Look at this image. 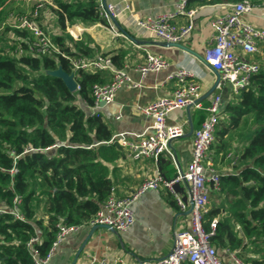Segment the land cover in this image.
I'll return each instance as SVG.
<instances>
[{"label":"trees","instance_id":"obj_1","mask_svg":"<svg viewBox=\"0 0 264 264\" xmlns=\"http://www.w3.org/2000/svg\"><path fill=\"white\" fill-rule=\"evenodd\" d=\"M242 1L188 0V4ZM34 8L24 0H0V208L12 210L18 198L23 216L21 221L11 213L0 214V264H35L33 250L45 257L59 224H89L113 187L103 162L120 155L111 143L112 131L90 110L93 87L105 82L101 73L73 66L78 59L92 57L93 51L72 38L70 25L108 24L97 1L54 0V6L39 12L36 22L58 49L46 53L37 50L30 30L15 28L10 21L32 15ZM47 11L59 33L46 25ZM58 67L74 75L75 92L47 74ZM226 110L230 126L220 128L219 121L215 141L225 144L228 129L241 123L247 134L232 165L238 174L220 175L216 193L222 204L208 208L204 226L208 230L211 220L218 219L210 240L217 251L228 250L244 264H264V67ZM195 117L198 128L207 113L198 110ZM34 238L39 241L28 246Z\"/></svg>","mask_w":264,"mask_h":264},{"label":"crops","instance_id":"obj_2","mask_svg":"<svg viewBox=\"0 0 264 264\" xmlns=\"http://www.w3.org/2000/svg\"><path fill=\"white\" fill-rule=\"evenodd\" d=\"M106 1L116 5L120 12L119 17L112 21L114 29L109 24L96 23L84 26L74 23L70 25L68 32L75 41H83L93 51V56L87 59L99 55L115 57L116 60L112 61L113 67L124 70L135 83L140 82L141 86L119 89L113 102L100 109V118L112 131L113 136L126 133L127 138L135 142L137 135L153 132L152 119L143 114L141 108L160 97L173 94L176 83L167 78L176 68L182 67L192 71L200 86V96L196 101L200 107L193 106L173 111L166 119L168 125H183L185 128L186 135L171 143V152L176 157L179 169L185 170L191 160L193 133L201 127L196 128L194 125L195 113L198 110H205L208 116L207 108L217 94L222 96L220 128L226 129L230 126V115L226 107L234 102L236 95L231 92L229 86L223 85L221 91L216 88L219 75L204 63L203 57L205 50L212 45V19L218 14L225 13L228 5L232 3L202 5L190 2L188 9L194 11V29L179 46H175L140 30L135 20L174 10L181 0ZM253 6L252 14L246 15L245 19L264 29V0L255 2ZM48 13L47 11L46 14ZM48 20L50 22L47 21L46 25L52 33H59L54 18L49 16ZM187 22L188 18L185 16L177 20L179 25ZM81 30L85 33L82 34ZM70 31H74L76 35L73 36ZM146 52L162 55L170 61L171 67L160 72H150L141 80L136 67L143 62ZM247 60L264 67V42L259 45L258 52L248 56ZM96 72L101 73L104 84L110 83L113 79L110 70ZM244 129L243 123L236 129H228L224 137L225 144L216 140L211 147L209 157L219 175L238 174V171L232 168V158L237 157L244 147L243 139L247 134ZM114 146L120 155L113 162H103L113 183L110 195L127 197L156 173L165 180H171L177 174V166L169 154L162 155L155 163L149 158L132 159L127 148L118 144ZM210 189L209 209L221 206L217 191L211 186ZM176 191L185 202L189 201V193L184 184L177 185ZM131 208L134 224L130 229L117 233L105 227H98L93 231L94 226L89 224L78 226L76 231L68 234L54 253L51 264H89L90 258L93 257L105 258L108 264L117 258L133 261L166 257L173 249L175 232L187 228L189 224V210L182 211L174 196L166 189L144 192ZM218 256L223 264H235L232 253L228 250L218 249Z\"/></svg>","mask_w":264,"mask_h":264},{"label":"built area","instance_id":"obj_3","mask_svg":"<svg viewBox=\"0 0 264 264\" xmlns=\"http://www.w3.org/2000/svg\"><path fill=\"white\" fill-rule=\"evenodd\" d=\"M35 5L32 15L26 14L20 17H11L12 26L18 29H28L36 39L35 46L41 53L50 50L58 51L52 43L49 35L36 22L39 12L48 5L54 6V0H24ZM100 16L114 29L112 21L119 17L116 5L106 0H96ZM128 8V6H126ZM253 4L249 0L228 5L225 13L216 15L212 21L213 29L212 45L205 50L203 61L212 70L218 73L219 82L216 88L222 90V86H229L234 95H238L250 85L251 79L260 71V65L247 60L248 56L258 52L259 45L264 42V29L245 19L252 14ZM185 16L188 22L184 25L177 23L178 18ZM194 11L188 9V0H181L174 10L167 11L156 16L137 18V28L168 43L181 44L193 31ZM69 31V30H68ZM74 36V32L70 31ZM75 70L96 72L110 70L113 79L110 83L97 84L93 87L94 105L90 107L91 114L100 116L102 104L113 102L116 93L123 87L139 88L141 83H135L122 69L113 67L110 56L99 55L93 59L82 58L74 62ZM171 67L170 61L159 54L146 52L141 64L136 67L141 80H144L150 72H160ZM176 83V89L171 96L160 97L151 104L141 108L146 116L152 119L151 133L137 135L135 142L127 138L126 133L113 136L111 143L118 144L128 149L132 159L149 158L155 163L164 154H169L177 166V174L171 180H165L156 173L147 178L140 187L127 197H117L111 194L101 210L90 221L92 226H106L123 233L134 224L132 204L148 190L166 189L170 192L182 211L189 210L190 218L187 228L175 232L173 249L164 258L156 260L136 259L128 261L125 258H117L111 264H223L218 256L217 249L211 244L218 219L214 218L206 230L204 224L205 215L210 204V186L218 191L220 189V175L215 171L209 151L215 142V130L221 115L222 96L217 94L207 108L208 116L201 127L193 133L192 155L185 170H180L175 155L171 152V143L183 138L186 131L183 125H168L166 122L170 113L176 110L192 108L197 105L200 96V86L195 80L192 71L178 67L167 78ZM78 89V87H77ZM237 157L232 158V165ZM16 173V170H11ZM179 184H184L189 193V201L185 202L176 191ZM14 207L9 210L2 207L0 214L11 213L16 220H23V216L17 209L20 203L18 198L14 200ZM57 236L48 253L41 258L36 250L32 256L35 264H51L54 253L69 233L76 231L78 226L58 225ZM38 238L32 239L28 246L37 243ZM235 264L242 263L232 254ZM89 264H108L107 259L90 258Z\"/></svg>","mask_w":264,"mask_h":264},{"label":"water","instance_id":"obj_4","mask_svg":"<svg viewBox=\"0 0 264 264\" xmlns=\"http://www.w3.org/2000/svg\"><path fill=\"white\" fill-rule=\"evenodd\" d=\"M172 45L179 46L180 44H172ZM47 74L52 76V77H55V78L62 80L70 92H75L77 90V83L74 79V75L64 72L61 67H58L56 70L49 71V72H47ZM102 105L104 106V104H102ZM98 227H105V228L115 232V230L108 228L106 226H94L92 230L94 231Z\"/></svg>","mask_w":264,"mask_h":264},{"label":"rangeland","instance_id":"obj_5","mask_svg":"<svg viewBox=\"0 0 264 264\" xmlns=\"http://www.w3.org/2000/svg\"><path fill=\"white\" fill-rule=\"evenodd\" d=\"M19 7H21V8L23 9V7H22L21 5H19ZM49 16H51L50 12H49L48 14H46V17H45V18L48 20V17H49ZM48 21H49V20H48ZM49 22H50V21H49ZM81 31H82V34L85 33L83 30H81ZM73 32H74V31H73ZM74 35H76L75 32H74ZM209 206H210V204H209ZM209 206H208V207H209Z\"/></svg>","mask_w":264,"mask_h":264}]
</instances>
